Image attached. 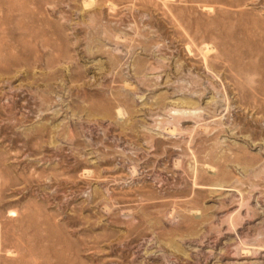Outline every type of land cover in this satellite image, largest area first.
<instances>
[{"label": "rangeland", "instance_id": "obj_1", "mask_svg": "<svg viewBox=\"0 0 264 264\" xmlns=\"http://www.w3.org/2000/svg\"><path fill=\"white\" fill-rule=\"evenodd\" d=\"M229 263L264 264V0H0V264Z\"/></svg>", "mask_w": 264, "mask_h": 264}, {"label": "bare ground", "instance_id": "obj_2", "mask_svg": "<svg viewBox=\"0 0 264 264\" xmlns=\"http://www.w3.org/2000/svg\"><path fill=\"white\" fill-rule=\"evenodd\" d=\"M238 261L240 262V260H238ZM238 261H236V262H238ZM227 262H229V261L226 260V263H227ZM236 262H235V263H236ZM242 262H244V261L242 260ZM229 264H230V263H229ZM240 264H241V263H240Z\"/></svg>", "mask_w": 264, "mask_h": 264}]
</instances>
